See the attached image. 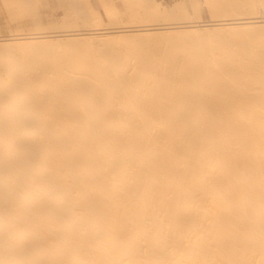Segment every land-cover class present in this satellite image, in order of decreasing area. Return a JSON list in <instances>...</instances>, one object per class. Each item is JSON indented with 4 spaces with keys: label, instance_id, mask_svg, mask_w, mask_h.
<instances>
[{
    "label": "bare ground",
    "instance_id": "6f19581e",
    "mask_svg": "<svg viewBox=\"0 0 264 264\" xmlns=\"http://www.w3.org/2000/svg\"><path fill=\"white\" fill-rule=\"evenodd\" d=\"M98 1L0 35V264H264V0Z\"/></svg>",
    "mask_w": 264,
    "mask_h": 264
},
{
    "label": "rangeland",
    "instance_id": "374dc122",
    "mask_svg": "<svg viewBox=\"0 0 264 264\" xmlns=\"http://www.w3.org/2000/svg\"><path fill=\"white\" fill-rule=\"evenodd\" d=\"M32 1H34V0H31V2ZM66 1L67 0H39V5L35 6V7L34 6L30 7L28 9L27 15L26 14L19 15V14L15 13L16 10L14 8H11L10 6L8 8L7 5H8V2L10 3V1L5 2V0L4 1L0 0V35L5 36V37H16V36L22 35L23 32L26 33V31H29V32H33V30L35 31V24L33 22V19L35 17L37 18V16H38V18H40L41 22H39V24H40L39 26L42 27V31H43V29L44 30H47V29L48 30H52V29L53 30H57V29L62 30L63 29V24H62L63 21H61V19L64 16L63 12L65 10ZM91 1H92L93 6L97 10H101L100 9L101 6H100V3L98 0H91ZM158 1L159 2L161 1L162 4L170 5L176 1H181V0H158ZM182 1H184V0H182ZM204 3H206L205 0H199V3H198L199 9H198L197 16L199 15L201 18L200 17H198V18H200L201 20H204V21H211L213 19H216L215 16H214L215 18H212L213 12L212 11L209 12L210 9H208L207 5ZM50 4H51V6H50ZM186 11H187L186 15L188 17H190V16L193 17V14H196V12L192 13V9H190V8ZM258 11L261 12L260 9ZM40 12H41V14H40ZM214 13L216 16L218 15L217 19L222 18V16H220L221 13H218V12H214ZM62 14H63V16H62ZM24 17H28L29 19L25 20ZM194 17H196V15H194ZM49 20H51L52 22ZM103 20L107 21L106 18H104V16H103ZM46 23H47V25H46ZM44 25H45V28H43ZM69 28L72 29L71 27H67L66 29H69ZM21 41L23 43V46H24V44H25V46L28 45V44L26 45V42H28V41L20 40V42ZM30 45H32V43ZM3 48H5V42L0 41V49H3ZM0 72L2 73L3 71L1 70ZM1 73H0V77H1L0 79L2 80L5 75L4 74L2 75ZM26 79L29 80V78H27V77H26ZM26 79H24V80L26 81ZM21 101H23V100H21ZM21 101H19L18 104L23 105L24 101L23 102H21ZM5 121L6 120H0V123H3ZM25 150L27 151V154H26ZM25 150H24L25 155L26 156L28 155L27 157L29 158V160H31V161L33 160L32 162H36V160L38 158L37 149L34 147V148H30V149L26 148ZM1 202H2V204L4 203L3 201H1ZM2 204H0V205H2ZM78 208L79 207H77V206H73L74 211H78L79 210Z\"/></svg>",
    "mask_w": 264,
    "mask_h": 264
},
{
    "label": "snow or ice",
    "instance_id": "6c2138e0",
    "mask_svg": "<svg viewBox=\"0 0 264 264\" xmlns=\"http://www.w3.org/2000/svg\"><path fill=\"white\" fill-rule=\"evenodd\" d=\"M25 20H28L29 18L28 17H24Z\"/></svg>",
    "mask_w": 264,
    "mask_h": 264
}]
</instances>
